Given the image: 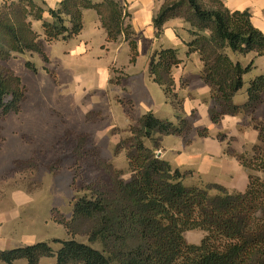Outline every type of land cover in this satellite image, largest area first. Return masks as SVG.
Returning a JSON list of instances; mask_svg holds the SVG:
<instances>
[{
  "label": "trees",
  "instance_id": "1",
  "mask_svg": "<svg viewBox=\"0 0 264 264\" xmlns=\"http://www.w3.org/2000/svg\"><path fill=\"white\" fill-rule=\"evenodd\" d=\"M124 0H60L48 7L43 0H3L0 5V111L17 112L23 98L20 78L3 65L13 53L36 52L47 62L42 39L51 43L76 37L83 28L86 9L97 13L107 42L121 37L129 47V62L138 55L135 33L128 22ZM47 13L49 19H44ZM172 18H181L189 34L186 53H197L202 68L200 78L209 87L205 101L213 123L223 116L249 119L257 139L243 151L231 147L224 154L246 170L244 191H229L223 185L206 182L185 184L191 170L172 167L156 154L163 135L186 136L191 131L182 109L183 98L175 91L172 69L180 62L178 49L158 48L148 60V75L163 91L173 109L174 120L152 112L139 117L130 114L132 103L121 100L129 118L127 135L115 144L123 151L124 169L100 159L106 183H93L73 195L70 217L50 209L52 220L63 226L67 237L0 249V262L40 264L54 258V264H264V72L249 80L246 74L253 61L243 65L228 50L244 56H264V34L250 21L247 9L230 10L221 0H163L152 17L155 37ZM41 21L42 39L32 22ZM34 69L30 62L25 63ZM242 92L244 99L235 102ZM199 135L207 133L198 129ZM224 137V133H218ZM73 155L82 154L85 136L78 139ZM94 152V151H91ZM75 155V156H76ZM204 232L199 243H188L183 233ZM77 235L86 236L87 242ZM94 244H97L96 247Z\"/></svg>",
  "mask_w": 264,
  "mask_h": 264
},
{
  "label": "rangeland",
  "instance_id": "2",
  "mask_svg": "<svg viewBox=\"0 0 264 264\" xmlns=\"http://www.w3.org/2000/svg\"><path fill=\"white\" fill-rule=\"evenodd\" d=\"M34 22H40L41 29V21ZM32 28L42 39V30ZM42 46L47 62L36 52H24L13 53L3 63L20 78L23 98L17 112L0 111V228L9 231L14 242L21 243L28 233L33 239L50 241L55 249L58 244L51 240L64 239L67 234L52 220L50 209L57 208L68 219L73 195L81 194L84 186L107 182L98 160L118 169L126 167L124 152L116 153L114 147L127 134L114 130H124L128 124L123 125L119 117L120 101L126 98L111 94L105 77L79 68L80 64L74 70L69 53L57 40L47 43L42 39ZM227 52L239 61L241 55ZM26 62L34 69L27 68ZM107 83L117 87L120 82L110 75ZM242 94L240 91L234 99L241 100ZM129 112L136 116L132 107ZM81 136H85L87 151L75 156L73 150ZM187 181L192 180L187 176ZM203 235L199 229L183 233L194 244ZM76 238L87 242L86 236ZM43 260L41 264H54V258Z\"/></svg>",
  "mask_w": 264,
  "mask_h": 264
},
{
  "label": "crops",
  "instance_id": "3",
  "mask_svg": "<svg viewBox=\"0 0 264 264\" xmlns=\"http://www.w3.org/2000/svg\"><path fill=\"white\" fill-rule=\"evenodd\" d=\"M43 1L48 7H54L60 0ZM221 1L230 10L247 9L251 23L264 34V0ZM124 2L130 13L128 22L134 30L137 43L138 55L135 62H129V47L122 38L116 43L106 42L105 31L98 15L93 10L86 9L82 14L81 32L71 39L57 40L69 53L70 66L78 70L80 64L79 68L87 72L97 71L99 76L105 77V84L111 94L131 101L135 117L152 112L160 118L174 120L171 105L164 100L162 88L149 77L147 67L149 56L155 49L177 48L180 62L172 69L174 90L183 98L182 109L190 120L191 131L186 136L163 135L159 149L156 150L159 151L158 157L166 160L174 168L191 170L188 178L192 181L189 183L187 177L184 180L187 185L214 182L223 185L229 191H244L247 184L246 170L235 158L225 155L224 148L228 138L232 137L231 147L236 151H243L256 141V130L250 126L248 118L240 116L225 115L217 123L210 120L208 105L204 101L209 96V87L200 78L202 62L197 53H186L185 42L189 38L186 23L181 18L169 19L164 23L159 37L154 35L152 17L159 10L163 0ZM43 18H49L48 14L44 13ZM32 25L38 32L41 31L40 22H34ZM238 60L244 65L253 61L252 69L246 74L247 80L264 72V56L248 53L240 56ZM74 61L77 63L73 64ZM110 75L118 77L120 83L117 87L114 84L109 87L107 80ZM242 97L241 100H234L240 102L244 99V94ZM119 106L121 112L119 117L123 125L128 124L129 118L121 104ZM263 112L264 108L261 107L256 115L261 117ZM198 129H205L207 133L199 135ZM218 133H224V137H218ZM25 234L27 235H24L21 243H17L13 241L9 231L0 228V249L43 240L33 239L31 236L32 240H28L30 237L28 233ZM43 259L45 258L40 259V264L45 261ZM13 264H26V261L16 260Z\"/></svg>",
  "mask_w": 264,
  "mask_h": 264
},
{
  "label": "water",
  "instance_id": "4",
  "mask_svg": "<svg viewBox=\"0 0 264 264\" xmlns=\"http://www.w3.org/2000/svg\"><path fill=\"white\" fill-rule=\"evenodd\" d=\"M157 156H159V153H157Z\"/></svg>",
  "mask_w": 264,
  "mask_h": 264
}]
</instances>
